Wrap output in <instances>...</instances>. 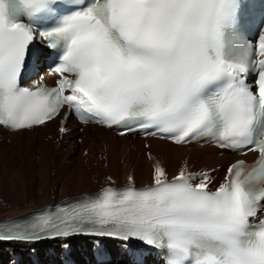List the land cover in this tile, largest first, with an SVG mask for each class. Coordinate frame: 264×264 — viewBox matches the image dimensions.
Here are the masks:
<instances>
[{
	"label": "bare ground",
	"instance_id": "bare-ground-1",
	"mask_svg": "<svg viewBox=\"0 0 264 264\" xmlns=\"http://www.w3.org/2000/svg\"><path fill=\"white\" fill-rule=\"evenodd\" d=\"M56 125L53 120L45 127L22 132L0 127V219L109 183L149 184L167 171L180 174L188 162L196 169L221 167L217 173L222 178L224 168L236 158L228 152L220 155L211 146H177L154 138L145 147L143 139L119 137L98 126L86 127L82 142L59 139ZM70 243L0 242V264H46L48 256L56 257L65 245L73 252Z\"/></svg>",
	"mask_w": 264,
	"mask_h": 264
}]
</instances>
